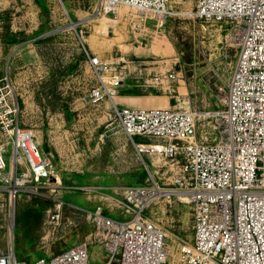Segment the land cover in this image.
Here are the masks:
<instances>
[{"label":"rangeland","instance_id":"rangeland-1","mask_svg":"<svg viewBox=\"0 0 264 264\" xmlns=\"http://www.w3.org/2000/svg\"><path fill=\"white\" fill-rule=\"evenodd\" d=\"M195 4L171 0V14L157 19L143 18L126 5L121 13L98 14L96 0H0V73L8 71L21 125L34 130L60 179L54 190L20 192L15 204L0 179V250L14 241L17 257L30 261L88 241L90 264L109 258L85 210L103 205L114 218H124L113 197L145 182L148 169L153 172L166 160L140 150V144L157 140L128 136L114 102L145 106L152 99L156 106L196 109L198 138H214V114L222 108L236 40L230 21L190 16ZM105 15L117 20H109L107 33L97 31ZM85 49L104 59L123 58L117 64L125 76L113 100L87 101L96 77ZM167 69L178 70V79L147 84ZM0 143L10 165L11 145L1 131ZM56 210L61 220L50 223ZM149 211L167 232L170 262L180 264L181 247L193 237L191 205L176 200L152 204Z\"/></svg>","mask_w":264,"mask_h":264},{"label":"built area","instance_id":"built-area-1","mask_svg":"<svg viewBox=\"0 0 264 264\" xmlns=\"http://www.w3.org/2000/svg\"><path fill=\"white\" fill-rule=\"evenodd\" d=\"M97 13H116L126 5L143 18L171 14V0H96ZM197 19L230 21L236 59L214 114V138H198L199 112L164 106L116 105L114 113L130 137L156 139L154 151L166 159L145 182L128 185L113 205L124 218L116 219L103 205L85 210L95 236L109 258L103 264H172L167 232L149 207L186 201L193 214V237L182 245L180 264H264V0H196L189 11ZM80 34L83 30L80 29ZM96 83L88 102L111 100L125 76L123 61L104 59L85 49ZM124 62V61H123ZM167 69L151 84L177 80ZM21 106L8 71L0 73V131L11 145L10 165L0 143V179L11 203L22 191L54 190L60 179L51 157L32 128L20 122ZM159 144V146H157ZM161 171L160 175H157ZM59 210L49 214L59 223ZM89 243L34 260L19 259L14 241L0 250V264H90Z\"/></svg>","mask_w":264,"mask_h":264},{"label":"bare ground","instance_id":"bare-ground-1","mask_svg":"<svg viewBox=\"0 0 264 264\" xmlns=\"http://www.w3.org/2000/svg\"><path fill=\"white\" fill-rule=\"evenodd\" d=\"M122 6H125V5H122ZM120 7L117 9L118 13H121L122 12V9L123 8H120ZM102 18L104 19L103 24L101 26H99V27L97 26L98 27V30L97 31H102L103 33H107L108 32V22H109V20H111V21H117V20L116 19H113V18H111L109 16H106V15L104 17H102ZM91 19H93V16L92 15L91 16H88L86 18V20H91ZM75 24H76V22L73 23V25H75ZM156 45H157V43H156ZM140 145L142 146V148L140 150H144L146 147H154V145H156V143H150V144H145V145L144 144H140ZM157 146H159V144Z\"/></svg>","mask_w":264,"mask_h":264},{"label":"crops","instance_id":"crops-1","mask_svg":"<svg viewBox=\"0 0 264 264\" xmlns=\"http://www.w3.org/2000/svg\"><path fill=\"white\" fill-rule=\"evenodd\" d=\"M126 102L127 103H131V102H134L133 101V99H131V98H128L127 100H126ZM155 104H157V103H154L153 101H152V99L149 101V103H145L144 105L145 106H156ZM138 106H142V105H138Z\"/></svg>","mask_w":264,"mask_h":264}]
</instances>
